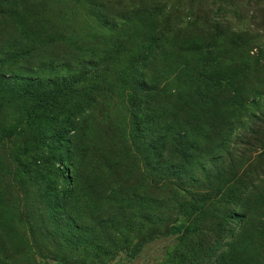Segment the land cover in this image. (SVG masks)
<instances>
[{
    "label": "rangeland",
    "instance_id": "374dc122",
    "mask_svg": "<svg viewBox=\"0 0 264 264\" xmlns=\"http://www.w3.org/2000/svg\"><path fill=\"white\" fill-rule=\"evenodd\" d=\"M0 264H264V0H0Z\"/></svg>",
    "mask_w": 264,
    "mask_h": 264
},
{
    "label": "trees",
    "instance_id": "16d2710c",
    "mask_svg": "<svg viewBox=\"0 0 264 264\" xmlns=\"http://www.w3.org/2000/svg\"><path fill=\"white\" fill-rule=\"evenodd\" d=\"M204 54H207V53H204ZM207 62H212L211 60H209V59H207ZM94 76V80L93 81H98L97 79L99 78L98 77V75H97V73L96 72H94L93 73V75H92V77ZM83 77H80L79 79H78V81H77V86L79 87L82 83H83ZM76 81V80H75ZM57 86V88H58V84L56 85ZM56 86L54 87V89L56 88ZM66 86L67 85H65V87L64 88H66ZM70 87V86H69ZM64 88H62L61 90L60 89H56V90H54L52 93H50L49 94V96L51 97V98H53V97H55L56 95H59L60 96V98H64V99H66L67 97H65L66 95L65 94H63V90H64ZM48 126V125H47ZM49 127V128H48ZM48 127H46L45 126V128L43 129V131H54V132H50V134H53V137H55L56 138V140H58V139H60V140H63V136L65 135V133L63 132V134L61 133V132H59V131H57V130H54V129H51V127L50 126H48ZM64 141V140H63ZM173 231L174 232H176V233H180L181 231H182V226H175L174 228H173Z\"/></svg>",
    "mask_w": 264,
    "mask_h": 264
}]
</instances>
